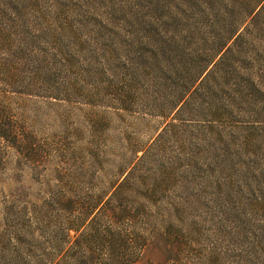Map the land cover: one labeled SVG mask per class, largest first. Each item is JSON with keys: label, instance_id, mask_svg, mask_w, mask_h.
<instances>
[{"label": "rangeland", "instance_id": "rangeland-1", "mask_svg": "<svg viewBox=\"0 0 264 264\" xmlns=\"http://www.w3.org/2000/svg\"><path fill=\"white\" fill-rule=\"evenodd\" d=\"M176 3L0 0V27L24 28L16 40L34 62L65 67L72 58L81 74L71 68L66 77L78 81L84 65L102 68L85 89L94 105L49 98L55 84L36 83L29 70L5 79L0 68V127L20 139L14 147L0 137V264H33L34 246L43 263L56 221L42 207L37 222L28 214L59 173L88 184L129 173L154 191L158 230L142 264L164 260L168 222L189 264H264V76L241 74L232 56L184 111L165 119L146 112L159 88L135 77L136 62L147 59L148 39L171 22ZM117 94L126 109L111 106Z\"/></svg>", "mask_w": 264, "mask_h": 264}, {"label": "trees", "instance_id": "trees-1", "mask_svg": "<svg viewBox=\"0 0 264 264\" xmlns=\"http://www.w3.org/2000/svg\"><path fill=\"white\" fill-rule=\"evenodd\" d=\"M174 1L177 3L170 14L171 22L148 39L149 55L141 63L137 60L134 72L136 78L157 84L153 102H148L145 109L147 114L164 119L172 111L177 114L199 100L208 79L213 81L214 75L221 72V65L232 56L241 74L264 76V0ZM23 31L18 23L0 27V68L5 70L4 78L29 70L36 83L55 84L50 85L49 98H80L82 103L94 105L85 89L88 84L97 83L102 68L93 70L84 65L82 80L66 77L71 68H79L76 75L81 74L76 62L66 58L65 67L52 59L34 62L25 45L16 40L25 35ZM13 47L16 51L9 57L7 53ZM123 94L113 97L112 107L126 109L129 104ZM174 119L173 116L171 120ZM0 137L14 147L20 142L14 128L0 127ZM57 176L61 181L28 214L31 222H37L41 210L38 207H42L56 221V235L46 241L50 251L40 264H142L143 252L159 223L154 191L145 187L143 179L129 173H118L110 179L101 173L91 177L88 184L76 175H70L65 182L64 173ZM166 224L165 258L156 264H189L187 250H175L177 237L169 231L172 224ZM34 251L31 250L30 262L38 264Z\"/></svg>", "mask_w": 264, "mask_h": 264}]
</instances>
